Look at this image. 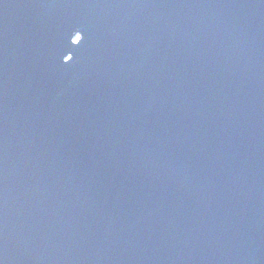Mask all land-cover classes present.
<instances>
[{
    "label": "water",
    "instance_id": "1",
    "mask_svg": "<svg viewBox=\"0 0 264 264\" xmlns=\"http://www.w3.org/2000/svg\"><path fill=\"white\" fill-rule=\"evenodd\" d=\"M0 264H264V0H0Z\"/></svg>",
    "mask_w": 264,
    "mask_h": 264
},
{
    "label": "snow or ice",
    "instance_id": "2",
    "mask_svg": "<svg viewBox=\"0 0 264 264\" xmlns=\"http://www.w3.org/2000/svg\"><path fill=\"white\" fill-rule=\"evenodd\" d=\"M82 39H83V37L81 36V35H78L77 36V42H80V41H82ZM72 58H70V60H71Z\"/></svg>",
    "mask_w": 264,
    "mask_h": 264
}]
</instances>
